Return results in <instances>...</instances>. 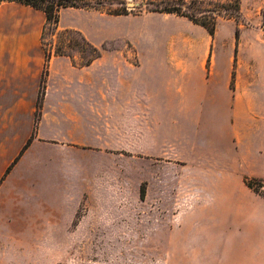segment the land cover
<instances>
[{
	"label": "rangeland",
	"instance_id": "1",
	"mask_svg": "<svg viewBox=\"0 0 264 264\" xmlns=\"http://www.w3.org/2000/svg\"><path fill=\"white\" fill-rule=\"evenodd\" d=\"M140 3L103 0L97 9H62L58 30H47L44 43L47 49L62 47L75 65L90 57L82 37L102 50L105 64L115 63L114 50L165 48L169 38L154 30L157 21L151 17L164 15L146 7L137 15ZM28 10L42 43L46 14ZM124 10L128 15H117ZM242 12L239 42L235 30L223 28L220 38L229 44L227 50L218 45L215 50L213 43L202 68L190 64L188 76L194 79L183 81L182 141L176 145L152 142L145 146L150 152L80 158L65 149L24 150L31 133L23 121L18 136V104L0 105V264H264V220L246 224L235 201L243 193L264 198V178L249 177L242 167L225 172L212 163L215 150L230 151L216 137L233 135L240 123L233 116L231 121L228 115L215 118L211 110L198 115L199 107L189 100L192 84L201 88L228 66L231 81L236 72L232 108L236 87L256 81L264 88V0H242ZM65 30L80 35H61ZM241 109L235 112L238 119ZM110 116L105 113L103 121L106 148H113L116 132ZM168 134L174 136L175 130ZM20 139L24 147L18 152ZM245 177L258 180V193L246 187Z\"/></svg>",
	"mask_w": 264,
	"mask_h": 264
},
{
	"label": "crops",
	"instance_id": "2",
	"mask_svg": "<svg viewBox=\"0 0 264 264\" xmlns=\"http://www.w3.org/2000/svg\"><path fill=\"white\" fill-rule=\"evenodd\" d=\"M28 9L29 6L17 2L0 3V105L18 104V136L22 122L26 121L31 133L28 149H65L69 156L78 158L86 153L150 152L153 150L145 146L152 142L159 147L181 142L183 81L185 77L194 79L188 76L193 68L190 64L196 63L202 68L210 57L213 43L215 50L217 45L227 50L229 44L220 38L221 29L236 31L237 27L233 20H225L218 24L213 39L204 28L186 18L162 14V18L151 17L157 21L154 30L169 38L165 48L114 50V64H105L103 54L86 67L75 65L69 57H52L42 118L34 135L46 54L37 23L26 15ZM251 66L257 68V60ZM215 76V80L212 77L203 82L201 88L196 83L191 85L190 103L199 107L198 115L206 116L207 110H211L215 118L228 115L231 121L233 116L240 124L238 128L234 125L233 135L216 137L230 151L215 150L213 166L225 172L242 167L248 170L249 177L264 178V88L256 81L243 88L236 87L238 95L232 108L230 66ZM199 91L204 96L200 97ZM207 102L210 107L205 106ZM240 107L238 119L235 112ZM109 112L112 129L116 131L111 141L113 148L101 145L106 127L104 115ZM168 121H173L174 126L168 128ZM172 129L174 136L168 134ZM233 144L236 146L232 147ZM22 147L20 139L18 152ZM223 181L228 184V177H223ZM235 201L246 214V224H262L264 198L243 193ZM229 204L238 209L233 202Z\"/></svg>",
	"mask_w": 264,
	"mask_h": 264
},
{
	"label": "trees",
	"instance_id": "3",
	"mask_svg": "<svg viewBox=\"0 0 264 264\" xmlns=\"http://www.w3.org/2000/svg\"><path fill=\"white\" fill-rule=\"evenodd\" d=\"M18 2L23 5L32 7L36 10L42 11L46 14L47 24L43 30L42 44L44 52L46 54V68L42 77L40 86V96L37 103V112L35 119V130L34 135L37 130V126L42 118V108L46 92V83L48 75V67L50 60L54 56H65L69 55L63 51L62 47L58 45H51V49H47L44 40L47 30L55 32L58 30V25L60 22L61 10L66 8L75 9H97V7L102 6L103 0H0L2 2ZM148 13H160V14H170L177 17H182L188 19L193 24L204 28L208 34L214 39L216 36L218 24L221 19L223 20H233L236 22L235 39L236 43L240 40L241 32V20L243 19L242 12V0H142L137 7V15L143 12L145 8ZM117 15H128L127 11L118 12ZM264 28V25H263ZM61 35H80L76 31L65 30L60 33ZM84 42V47L89 50L90 57L85 59L83 63L79 66L86 67L90 66L93 62L102 57V50L94 47L90 44L84 37H82ZM71 47V46H69ZM235 53L237 51L235 50ZM236 57V56H235ZM237 60L235 58L234 68L236 67ZM235 77L236 72L232 73L231 90L235 91ZM33 135V136H34ZM31 144V140L28 141L24 150H27ZM18 159V158H17ZM17 159L13 162L16 163ZM11 167L8 169V171ZM258 180L245 177L244 184L250 190L258 193V190L254 187V183Z\"/></svg>",
	"mask_w": 264,
	"mask_h": 264
}]
</instances>
